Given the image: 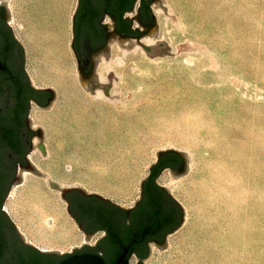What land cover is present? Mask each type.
Listing matches in <instances>:
<instances>
[{
	"label": "rangeland",
	"instance_id": "1",
	"mask_svg": "<svg viewBox=\"0 0 264 264\" xmlns=\"http://www.w3.org/2000/svg\"><path fill=\"white\" fill-rule=\"evenodd\" d=\"M26 1L6 0L25 68L35 53L31 25L21 17ZM159 1L164 9L153 4L156 27L150 50L113 39L98 57L91 80L83 83L70 47L75 0H67L65 40L55 46L56 59L36 65L43 77L35 85L30 81L54 92L48 107L31 104L28 112L29 127L41 129L44 154L37 146L29 148L27 159L38 173L20 169V180L9 186L2 209L12 205L16 217L5 213L25 243L42 251L72 252L93 244L96 236L84 238L66 209L62 189L78 188L129 206L156 151L172 149L184 156V171L161 174L170 181L166 187L183 218L165 246L151 247L146 264H264V0ZM51 62L55 69L46 72ZM67 66L69 93L58 98L47 81ZM78 96L116 113L114 118L136 112L149 122L121 129L124 142H110L116 147L104 149L110 154L106 160L84 162L61 149L67 142L61 134L88 107L74 99ZM38 142V136L32 137V145ZM27 185L40 188L56 212L34 217L20 209L16 200ZM211 210L213 217L207 218ZM47 216H52L49 222ZM210 224L213 248L220 254L215 261L202 259L199 249L198 238Z\"/></svg>",
	"mask_w": 264,
	"mask_h": 264
},
{
	"label": "flooded vegetation",
	"instance_id": "2",
	"mask_svg": "<svg viewBox=\"0 0 264 264\" xmlns=\"http://www.w3.org/2000/svg\"><path fill=\"white\" fill-rule=\"evenodd\" d=\"M154 1L75 0L70 24L72 33L70 47L78 76L84 83L91 80L98 57L111 47V40L145 45L143 39L149 38L152 35L151 30L156 27ZM11 14L6 0H0V63L3 67L0 68V83L2 91L6 92L5 96L10 95L15 81L24 87L22 94L25 106L24 144L29 150L32 137L39 134L36 129L27 125L29 108L31 104L38 107L47 106L53 93L50 89L31 85L25 68L23 47L13 32ZM27 153L24 155L25 161ZM14 159L16 163L13 173L16 167L23 166L16 156ZM185 163L184 156L180 153H160L131 205L121 206L107 199H100L99 207L105 214L98 224H93L87 218L78 222L72 209L75 201L72 203L70 197H67L68 210L73 219L82 230L90 229L84 230L88 236L96 238L93 244H89L90 246L49 262L58 264L72 255L91 253L99 255L106 264H114L121 254H124L123 258L128 264H146L151 247L162 246L165 238L179 225L181 218L179 205L169 189L158 183L157 179L163 170L182 175ZM3 202L4 200L0 203L2 212ZM17 239L12 249L21 254L27 244L19 236ZM8 261L16 264L13 256H10Z\"/></svg>",
	"mask_w": 264,
	"mask_h": 264
},
{
	"label": "bare ground",
	"instance_id": "3",
	"mask_svg": "<svg viewBox=\"0 0 264 264\" xmlns=\"http://www.w3.org/2000/svg\"><path fill=\"white\" fill-rule=\"evenodd\" d=\"M28 1L29 3L27 6L26 2ZM26 2L24 7L25 10H20L21 17L25 18V21H28L31 25L28 28L30 30L29 36L33 50L35 51V53L32 52L34 56L33 61L26 64V71L28 72L32 84L35 85L37 78L43 77L42 73L36 68V65L41 67L43 61L47 65L49 59H56L55 46L59 42L64 41L67 35L66 20L68 2L67 0H27ZM143 43L145 45H151L152 40L150 38H145L143 39ZM30 52L31 51L29 50V53ZM50 67V69H46V72L50 71L52 68L55 69L52 62ZM56 70L58 74L55 71L51 81L48 79L49 81L47 82L51 86L56 87L58 98H65L69 93L68 66L67 69L62 68V70ZM97 95L101 97L102 93L98 92ZM74 99L78 100L83 106L88 105V107L85 109V112L83 111V115H81L76 121L74 120L75 122L73 121L68 125L67 132L61 134L65 135L67 139L66 144L63 146L61 145V149L72 151L76 158H81L84 162L93 160L100 161L101 159L106 160L110 157V154L106 155L104 149L107 146L111 148L116 147L115 144H111L110 142L116 141L117 144L124 142L123 135L119 133L121 129L143 127L142 123L147 124L149 122L147 121V118H145V120L142 118L139 119L140 117L136 112L133 113V117H128L127 119L114 118L116 113L114 114V112H110L102 107L94 108L93 105L87 103L86 97L78 96ZM31 116L34 118L37 117L36 113L33 111H31ZM111 152L112 154H115L114 150ZM30 159L39 171L42 173L44 172L46 178H49V172L43 169L38 160L33 157ZM70 165L72 164L69 163L68 166ZM159 182L164 183L166 186L170 184V181L164 174L160 175ZM20 191L21 193L16 201L21 202L22 207L19 208H23V211H27V213L34 217L46 214L52 215L56 212V208L52 202H50L45 196L41 195L39 191L42 190H40V188L27 185ZM13 205L16 206V204ZM5 210L10 214L12 213V216L16 217L12 210V205L5 207ZM211 213L212 210L210 214L207 215V218L208 216L213 217V213ZM51 217L47 216L46 220L49 222ZM213 225L214 224L205 225L207 230H205V233L202 231L204 235L198 239H201L199 241V249L205 254V257L202 259L208 257L215 261L220 254L215 251L216 248H213L214 242L212 241L211 233L214 232V230L210 229V226Z\"/></svg>",
	"mask_w": 264,
	"mask_h": 264
},
{
	"label": "trees",
	"instance_id": "4",
	"mask_svg": "<svg viewBox=\"0 0 264 264\" xmlns=\"http://www.w3.org/2000/svg\"><path fill=\"white\" fill-rule=\"evenodd\" d=\"M1 86L0 83V99L5 97L7 101L11 100L12 105L6 112L0 111V203L4 200L11 184L13 167L16 163L14 156L25 166L24 155L28 152V147L24 144L23 113L25 106L22 98L24 87L20 82L15 81L12 92L9 96H5L6 92L2 91ZM166 152L178 153L177 151ZM100 199L94 194L79 199L70 198L72 203L75 201L72 209L76 220L79 222L87 218L93 224L100 223L105 214L103 209L99 207ZM84 230L90 229L84 228ZM17 236L13 224L0 211V264H11L8 261L10 256L15 257L16 264H51L45 259L46 254L30 245H27L21 254L14 251L12 247L18 241Z\"/></svg>",
	"mask_w": 264,
	"mask_h": 264
},
{
	"label": "water",
	"instance_id": "5",
	"mask_svg": "<svg viewBox=\"0 0 264 264\" xmlns=\"http://www.w3.org/2000/svg\"><path fill=\"white\" fill-rule=\"evenodd\" d=\"M154 3H156L157 5H159L160 7H162L161 5H160V1L159 0H155L154 1ZM163 9H164V7H162ZM155 30V28H153L152 30H151V32H153ZM137 44H139V43H137ZM139 45H141V44H139ZM142 46V48L144 49V50H146V51H149L150 50V45H141ZM23 57H24V52H23ZM0 68H3L2 67V65H1V63H0ZM81 79V78H80ZM82 82H83V80H81ZM84 83V82H83ZM45 89H50L51 91H52V93H53V95H52V98H51V100L53 99V97H54V92H53V90L51 89V88H45ZM51 102V101H50ZM50 102L48 103V105L47 106H41L42 108H44V107H48L49 106V104H50ZM11 105H12V102H11V100H9V101H7L6 100V98L5 97H3V98H1L0 99V111H7V110H9L10 108H11ZM27 125L29 126V120L27 121ZM36 130L38 131V135H36V136H38V138H39V142H38V144L37 145H32V144H30V146H29V148L30 147H32V146H37V147H39L40 148V150H41V152H42V154H44V147H43V145H42V132H41V129L39 128V127H37L36 128ZM166 151H174V150H172V149H166V150H159V151H156V156H158L160 153H162V152H166ZM179 153V152H178ZM181 154V153H180ZM28 157H26V165L25 166H22V165H20L19 167H16L15 168V172L12 174V179H11V184H14V183H16V182H19V180H20V175H19V171H20V169H25V171H34V172H36V173H38L35 169H34V167H33V165L28 161V159H27ZM153 165V164H152ZM152 165H150L149 166V169H150V167L152 166ZM172 173V172H171ZM145 179V178H144ZM143 179V180H144ZM143 180L141 181V183L143 182ZM141 183H140V187H141ZM10 184V185H11ZM9 185V186H10ZM9 189V188H8ZM96 195V196H98L99 198H101L102 200L103 199H105V198H103V197H101V196H99V195H97V194H95V193H90V194H86V193H84L83 191H81L80 189H78V188H65V189H62V191H61V195H62V197L66 200V198L67 197H70V198H77V199H79V198H81V197H88V196H90V195ZM176 201V200H175ZM176 203L179 205V207H180V212H181V218H180V223H179V225L181 224V222H182V218H183V210H182V208H181V206H180V204L176 201ZM66 209H67V211H68V213L71 215V213H70V211L68 210V206L66 205ZM3 210V212H4V214L6 215V217L9 219V217L7 216V214L5 213L6 211L4 210V209H2ZM72 216V215H71ZM10 220V219H9ZM11 221V220H10ZM12 223V222H11ZM13 224V223H12ZM78 224V223H77ZM178 225V226H179ZM13 226H14V224H13ZM78 226H79V228L80 229H82L81 228V226L78 224ZM177 226V227H178ZM176 227V228H177ZM14 228H15V226H14ZM175 228V229H176ZM15 230H16V228H15ZM16 232H17V234H18V236L21 238V236H20V234L18 233V231L16 230ZM83 232H84V238L87 240L88 238H89V236L87 235V233L83 230ZM21 240H22V238H21ZM23 241V240H22ZM24 242V241H23ZM27 244V243H26ZM27 245H29V244H27ZM166 245V242H165V240H164V242H163V245L162 246H159V247H163V246H165ZM31 246V245H30ZM86 246H90V245H87V244H82L79 248H73L72 249V252H74V251H76V250H79V249H82L83 247H86ZM33 247V246H32ZM36 249V248H35ZM39 251H42V250H39ZM42 252H45V254H46V256H45V259L47 260V261H54V260H56V259H58V258H61V257H63L64 255H67V254H69V253H71V252H58V251H42ZM123 256H124V254H121L118 258H117V260L114 262V264H128L125 260H124V258H123ZM58 264H106L105 262H104V260L99 256V255H97V254H91V253H82V254H75V255H72V256H70L69 258H67V259H65V260H63V261H61L60 263H58Z\"/></svg>",
	"mask_w": 264,
	"mask_h": 264
},
{
	"label": "crops",
	"instance_id": "6",
	"mask_svg": "<svg viewBox=\"0 0 264 264\" xmlns=\"http://www.w3.org/2000/svg\"><path fill=\"white\" fill-rule=\"evenodd\" d=\"M160 184H162V185H164V186L166 187V185H165L164 183H161V182H160Z\"/></svg>",
	"mask_w": 264,
	"mask_h": 264
}]
</instances>
